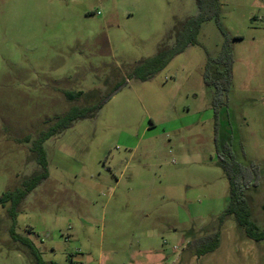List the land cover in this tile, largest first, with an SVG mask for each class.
Wrapping results in <instances>:
<instances>
[{"label": "rangeland", "instance_id": "obj_1", "mask_svg": "<svg viewBox=\"0 0 264 264\" xmlns=\"http://www.w3.org/2000/svg\"><path fill=\"white\" fill-rule=\"evenodd\" d=\"M218 2V21L141 81L133 70L175 44L197 0H0V198L42 175L13 235L0 206V264H38L20 238L44 264H264V241L219 225L229 149L259 172L246 198L264 230V0ZM226 42L231 85L214 104L203 78Z\"/></svg>", "mask_w": 264, "mask_h": 264}, {"label": "trees", "instance_id": "obj_2", "mask_svg": "<svg viewBox=\"0 0 264 264\" xmlns=\"http://www.w3.org/2000/svg\"><path fill=\"white\" fill-rule=\"evenodd\" d=\"M198 1V14L188 19L183 27L176 32L175 44L170 48H163L159 53L143 62L142 66L133 70V75L141 81L149 80L155 73L165 68L169 62L177 55L183 53L185 49L192 44H195L196 38L201 25L212 19L218 21L219 17V2L218 0H197ZM233 54L231 45L226 42L222 53L217 59L209 58L204 74V83L208 87L214 88L215 102L217 104L228 92L231 85ZM222 68V69H221ZM140 71H143L140 73ZM82 94V93H81ZM101 106L99 103L93 108H79L83 110V113L93 112ZM68 119H73L72 111L67 116ZM66 117L61 121L67 120ZM49 138V135H44L37 140L35 145V152L39 163L45 166V152L43 149V142ZM220 165L224 169L228 182H229V202L222 213L219 216V225L221 226L227 217H233L237 225L244 231L245 235L255 241H264V230L260 231L257 225L251 220V210L249 202L246 198V191L250 184L254 187L259 185V172L256 167L254 171L243 167L239 164L229 149H225L224 155L221 157ZM42 179V175L33 179L29 183H25L24 190L11 191L6 193L0 198V206H6L11 204L8 209V214L13 221V228L11 230L14 234V226L17 222L18 213L16 208L26 197L27 193L32 191L38 182ZM219 226V227H220ZM221 232L220 228L212 235L205 236L196 243V249L194 254L196 257H202L212 252H215L220 245ZM22 245H24L31 256L37 259L38 264H44L41 260L40 252L35 244L24 238H20Z\"/></svg>", "mask_w": 264, "mask_h": 264}, {"label": "crops", "instance_id": "obj_3", "mask_svg": "<svg viewBox=\"0 0 264 264\" xmlns=\"http://www.w3.org/2000/svg\"><path fill=\"white\" fill-rule=\"evenodd\" d=\"M202 257H204V256H202ZM198 260H202V259H198ZM203 260H205V259H203Z\"/></svg>", "mask_w": 264, "mask_h": 264}]
</instances>
